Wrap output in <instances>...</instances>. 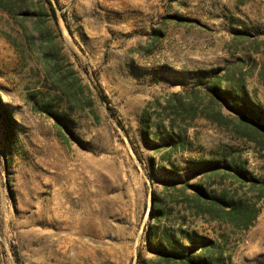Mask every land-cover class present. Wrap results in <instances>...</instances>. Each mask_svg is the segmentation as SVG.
I'll return each mask as SVG.
<instances>
[{
	"label": "rangeland",
	"instance_id": "1",
	"mask_svg": "<svg viewBox=\"0 0 264 264\" xmlns=\"http://www.w3.org/2000/svg\"><path fill=\"white\" fill-rule=\"evenodd\" d=\"M239 83L264 110V0H0V264H264Z\"/></svg>",
	"mask_w": 264,
	"mask_h": 264
},
{
	"label": "trees",
	"instance_id": "2",
	"mask_svg": "<svg viewBox=\"0 0 264 264\" xmlns=\"http://www.w3.org/2000/svg\"><path fill=\"white\" fill-rule=\"evenodd\" d=\"M50 5V10L52 13L56 16L55 9L52 6L51 2H48ZM238 88H235L232 92L222 91L220 88V85H216L213 88V92L217 93L220 92L221 95H223L226 99H231V101L234 102V104L239 107L241 110V114L243 117V121L247 124V127L254 131V133L259 134L260 136H264V110H260L258 113L255 112L254 115H250L251 106L249 104L248 99L243 98V84H238ZM103 99H106V96H103ZM7 121H9V117L7 114L3 113ZM146 132V131H145ZM256 134V135H257ZM252 138L258 139L255 137V135L251 136ZM177 143H174V147H177ZM235 173L241 175L242 173V167L234 168ZM243 175V174H242ZM247 179V176H244ZM201 193H203L201 191ZM220 203L223 205L226 204L225 201L219 200ZM236 209H238V212L241 214V219L244 220V223L242 227L249 228L251 226V221L247 220L250 219L249 217H256L257 212H251V210H248V208L244 206H235ZM231 211V210H229ZM159 213H161L159 211ZM250 213H252L250 215ZM155 231L153 228L149 231V238L152 239L154 236ZM178 241L176 236L171 233L169 230H166L163 235V242H162V252L165 256V259L167 261H174L178 264H226L224 258L221 257V254L215 256L210 248L214 245V243L211 241L207 246L204 245L205 249L199 253V254H192V253H186L185 250L182 248H177L175 246V242Z\"/></svg>",
	"mask_w": 264,
	"mask_h": 264
},
{
	"label": "bare ground",
	"instance_id": "3",
	"mask_svg": "<svg viewBox=\"0 0 264 264\" xmlns=\"http://www.w3.org/2000/svg\"><path fill=\"white\" fill-rule=\"evenodd\" d=\"M76 220H77V218H75V221ZM80 220L77 223H75V229H79V231L84 232V231H90L93 228L92 224L90 222L85 221V222L81 223ZM92 221H93V219H92Z\"/></svg>",
	"mask_w": 264,
	"mask_h": 264
}]
</instances>
